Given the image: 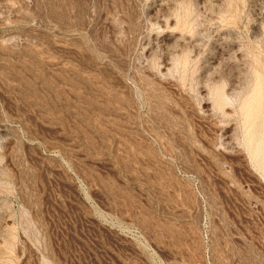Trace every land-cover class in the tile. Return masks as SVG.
I'll return each mask as SVG.
<instances>
[{
    "label": "rangeland",
    "instance_id": "rangeland-1",
    "mask_svg": "<svg viewBox=\"0 0 264 264\" xmlns=\"http://www.w3.org/2000/svg\"><path fill=\"white\" fill-rule=\"evenodd\" d=\"M0 264H264V0H0Z\"/></svg>",
    "mask_w": 264,
    "mask_h": 264
},
{
    "label": "bare ground",
    "instance_id": "bare-ground-1",
    "mask_svg": "<svg viewBox=\"0 0 264 264\" xmlns=\"http://www.w3.org/2000/svg\"><path fill=\"white\" fill-rule=\"evenodd\" d=\"M259 152H261V151H259ZM259 152H258V153H259Z\"/></svg>",
    "mask_w": 264,
    "mask_h": 264
}]
</instances>
